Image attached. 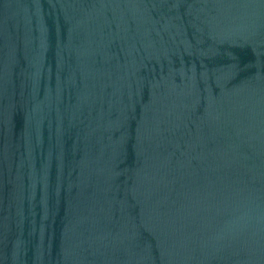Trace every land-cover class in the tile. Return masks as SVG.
Wrapping results in <instances>:
<instances>
[{"label": "water", "instance_id": "obj_1", "mask_svg": "<svg viewBox=\"0 0 264 264\" xmlns=\"http://www.w3.org/2000/svg\"><path fill=\"white\" fill-rule=\"evenodd\" d=\"M0 264H264V0H0Z\"/></svg>", "mask_w": 264, "mask_h": 264}]
</instances>
